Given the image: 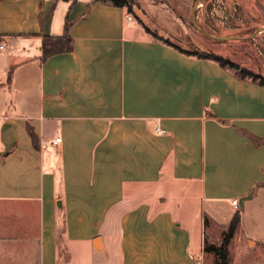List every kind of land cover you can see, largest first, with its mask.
Returning a JSON list of instances; mask_svg holds the SVG:
<instances>
[{"label":"crops","instance_id":"crops-1","mask_svg":"<svg viewBox=\"0 0 264 264\" xmlns=\"http://www.w3.org/2000/svg\"><path fill=\"white\" fill-rule=\"evenodd\" d=\"M164 40L109 1L0 0V206L30 208L0 264H200L235 214L229 264H264V86Z\"/></svg>","mask_w":264,"mask_h":264},{"label":"rangeland","instance_id":"rangeland-1","mask_svg":"<svg viewBox=\"0 0 264 264\" xmlns=\"http://www.w3.org/2000/svg\"><path fill=\"white\" fill-rule=\"evenodd\" d=\"M125 8L129 17L153 37L161 36L182 49L211 53L264 73V0H130ZM193 17L205 33L227 40L200 32ZM16 208L0 206V231L15 224L26 227L23 230L30 227V208H17L27 211L21 223L12 213ZM7 250L15 252V248ZM205 256L204 260L199 258L200 264H215L219 259L211 252Z\"/></svg>","mask_w":264,"mask_h":264},{"label":"trees","instance_id":"trees-1","mask_svg":"<svg viewBox=\"0 0 264 264\" xmlns=\"http://www.w3.org/2000/svg\"><path fill=\"white\" fill-rule=\"evenodd\" d=\"M63 1H71L72 3L75 2L76 0H63ZM98 1H109L111 2L114 6L117 7H125L129 5L130 0H98ZM146 30V29H145ZM168 45L174 47L177 49L179 52L185 53L187 55H195L199 58H209L212 59L216 62H218L222 67H227L235 72V74L240 78V79H251L253 81H258V83L262 86H264V77L254 73L253 71L240 67L238 64L233 63L227 59H224L220 56L213 55L211 53H199L198 51H190V50H185L180 48L179 46L171 43L169 40L165 39L164 40ZM71 43L72 39L69 34V21L66 20L65 24V32L62 36L59 37H48L45 36L42 39V47H41V52H42V61L46 60L48 57L53 56V55H59V54H65L69 53L71 50ZM11 75L9 74L8 79H10ZM27 132L32 140L33 146L36 147L37 145V138L32 132L30 128L27 127ZM264 142V138L262 139ZM239 221V215L235 214L233 218L231 219V222L228 226L227 231L224 233L220 246L216 247L214 245H207L205 244L204 250L206 252H211L217 255L219 258L218 261H216L215 264H229V258H228V250L227 246L233 236V233L236 229V226Z\"/></svg>","mask_w":264,"mask_h":264},{"label":"water","instance_id":"water-1","mask_svg":"<svg viewBox=\"0 0 264 264\" xmlns=\"http://www.w3.org/2000/svg\"><path fill=\"white\" fill-rule=\"evenodd\" d=\"M196 7V6H195ZM193 23L195 24V27L198 28V30L202 33H204L206 36L212 38V39H216V40H227L226 37H219V36H213L212 34H208V33H205L203 30H201L195 23V18L193 17Z\"/></svg>","mask_w":264,"mask_h":264},{"label":"built area","instance_id":"built-area-1","mask_svg":"<svg viewBox=\"0 0 264 264\" xmlns=\"http://www.w3.org/2000/svg\"><path fill=\"white\" fill-rule=\"evenodd\" d=\"M155 131H156V133L157 134H160V133H162V131L159 129V127L158 126H156L155 127ZM60 141V139L59 138H56L55 140H54V142L55 143H57V142H59ZM231 204L233 205V206H235L236 207V205H237V202L235 201V200H233L232 202H231Z\"/></svg>","mask_w":264,"mask_h":264}]
</instances>
